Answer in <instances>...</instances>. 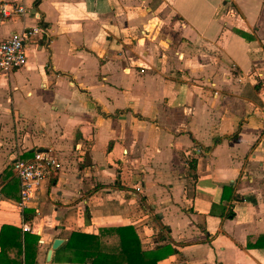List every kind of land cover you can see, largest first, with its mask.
I'll list each match as a JSON object with an SVG mask.
<instances>
[{"label":"crops","instance_id":"obj_1","mask_svg":"<svg viewBox=\"0 0 264 264\" xmlns=\"http://www.w3.org/2000/svg\"><path fill=\"white\" fill-rule=\"evenodd\" d=\"M25 4L0 20L42 28L0 75V227L38 235L35 264H88L52 257L107 226L174 249L157 264H264V0ZM38 149L59 167L20 205Z\"/></svg>","mask_w":264,"mask_h":264},{"label":"trees","instance_id":"obj_2","mask_svg":"<svg viewBox=\"0 0 264 264\" xmlns=\"http://www.w3.org/2000/svg\"><path fill=\"white\" fill-rule=\"evenodd\" d=\"M17 187L19 197V185ZM26 211L23 210L24 220L30 218ZM111 235L117 237L115 244L102 242V237ZM38 239V235L22 230L19 226L2 224L0 264H35ZM65 249L71 251L76 262L88 264H157L159 259L174 251L160 245L153 249H143L132 226L102 227L97 234L72 232L67 241L55 250L52 261H58L56 254Z\"/></svg>","mask_w":264,"mask_h":264},{"label":"built area","instance_id":"obj_3","mask_svg":"<svg viewBox=\"0 0 264 264\" xmlns=\"http://www.w3.org/2000/svg\"><path fill=\"white\" fill-rule=\"evenodd\" d=\"M26 10L25 0H0L2 19L24 15ZM41 30L39 25L23 28L0 40V75L9 74L26 64V44ZM58 167L59 162L55 154L44 149L34 150L31 156L14 160L12 169L18 180L19 204L22 205L33 197L39 185L49 180Z\"/></svg>","mask_w":264,"mask_h":264},{"label":"water","instance_id":"obj_4","mask_svg":"<svg viewBox=\"0 0 264 264\" xmlns=\"http://www.w3.org/2000/svg\"><path fill=\"white\" fill-rule=\"evenodd\" d=\"M61 242L62 240L57 238L52 242L51 248L47 251V260H50L52 249L57 248L61 244Z\"/></svg>","mask_w":264,"mask_h":264}]
</instances>
